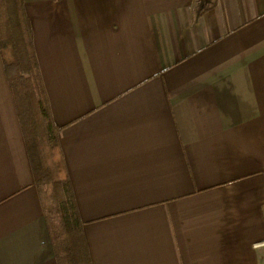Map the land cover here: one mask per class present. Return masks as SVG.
Returning <instances> with one entry per match:
<instances>
[{
	"label": "crops",
	"instance_id": "0c3cea01",
	"mask_svg": "<svg viewBox=\"0 0 264 264\" xmlns=\"http://www.w3.org/2000/svg\"><path fill=\"white\" fill-rule=\"evenodd\" d=\"M91 264H264V0H24ZM0 264H60L0 54Z\"/></svg>",
	"mask_w": 264,
	"mask_h": 264
},
{
	"label": "trees",
	"instance_id": "16d2710c",
	"mask_svg": "<svg viewBox=\"0 0 264 264\" xmlns=\"http://www.w3.org/2000/svg\"><path fill=\"white\" fill-rule=\"evenodd\" d=\"M24 0H0V54L60 264H91Z\"/></svg>",
	"mask_w": 264,
	"mask_h": 264
},
{
	"label": "built area",
	"instance_id": "2783aa9c",
	"mask_svg": "<svg viewBox=\"0 0 264 264\" xmlns=\"http://www.w3.org/2000/svg\"><path fill=\"white\" fill-rule=\"evenodd\" d=\"M262 244L264 245V242H262Z\"/></svg>",
	"mask_w": 264,
	"mask_h": 264
}]
</instances>
